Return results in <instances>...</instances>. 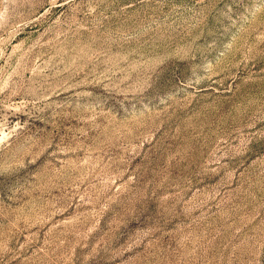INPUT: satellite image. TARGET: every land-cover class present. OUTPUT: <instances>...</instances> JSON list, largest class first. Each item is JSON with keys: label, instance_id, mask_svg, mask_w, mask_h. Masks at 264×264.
<instances>
[{"label": "rangeland", "instance_id": "obj_1", "mask_svg": "<svg viewBox=\"0 0 264 264\" xmlns=\"http://www.w3.org/2000/svg\"><path fill=\"white\" fill-rule=\"evenodd\" d=\"M0 264H264V0H0Z\"/></svg>", "mask_w": 264, "mask_h": 264}]
</instances>
